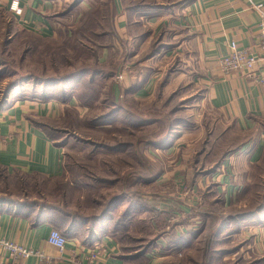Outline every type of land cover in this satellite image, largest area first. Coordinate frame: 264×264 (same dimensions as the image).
<instances>
[{"label":"crops","instance_id":"1","mask_svg":"<svg viewBox=\"0 0 264 264\" xmlns=\"http://www.w3.org/2000/svg\"><path fill=\"white\" fill-rule=\"evenodd\" d=\"M12 1L0 0V14L9 17L22 31L41 39L57 38V27L64 24L59 20L67 19L74 9L78 18L102 3V0H82L71 13H65L63 7L69 0H20L21 14H17L11 10ZM110 2L114 33L110 44L98 48L97 55L99 64L108 73L106 82L114 100L150 98L163 85L164 77H170L169 62L177 61L179 65L181 61L185 69L180 75L188 73L184 80L190 79L184 87L202 91V100L208 101L219 116L211 128L198 126L191 130L193 133L178 131L166 145L168 152L176 149L179 157L180 152L190 157L192 150L191 169L195 171L191 173L189 167L179 163V169L189 172L176 176L174 184L188 183V189H181L182 198L195 195L191 197L193 207L178 201V188L166 199L174 221L170 229L165 228V237L158 236L156 244L173 247L183 254L197 244V232L206 224L202 219L210 216L201 212L199 206L203 190L209 196L207 191L213 185L212 194L222 195L225 206L230 207L244 191L242 180L245 182L249 177L244 169L264 165V58L253 75L240 71L226 75L219 66V59L228 55L232 43L261 54L260 16L252 4H264V0H167L163 9L147 14L131 12L124 0ZM151 47L153 50L146 52ZM119 68L122 79L117 78ZM175 71L179 73V67ZM68 86L58 85L54 93L48 87L31 98H16L12 94L10 98L14 99L0 108V237L43 251L53 259L51 264H128L121 252L117 230L107 225L106 219L93 226L88 223L78 226L80 230L77 228L78 232L68 238L66 248L60 251L48 242L51 231L58 227L51 221L56 213L39 210L35 202L31 203V197L26 203L17 196L20 176H40L51 181L65 178L66 148L52 133L59 129V122L70 123V115L81 119L87 113L75 89ZM205 132L207 137L203 139ZM226 159L230 160L227 164ZM130 174L131 171L126 174L123 184H128ZM138 181L148 185V171L139 175ZM117 183L120 182L115 180ZM130 193L128 190L120 196L129 199ZM228 224H224L221 233L228 231ZM92 230L90 239L88 231ZM239 234L245 237L242 249L249 264H264V213ZM101 244L107 246L106 255L91 260L94 247ZM153 254L152 251L144 255L148 264H158L159 259ZM0 264L45 263L37 257L14 260L8 253L0 252Z\"/></svg>","mask_w":264,"mask_h":264},{"label":"rangeland","instance_id":"2","mask_svg":"<svg viewBox=\"0 0 264 264\" xmlns=\"http://www.w3.org/2000/svg\"><path fill=\"white\" fill-rule=\"evenodd\" d=\"M165 1L124 0L131 12L142 14L163 9ZM73 2L67 1L63 11L69 9ZM101 4L100 15L107 16V19H101L100 28L94 29L91 22L95 17L89 16L90 13L76 18L78 12L74 9L67 19L59 20L66 25L57 27L58 36L55 39H41L22 31L9 17L0 14V105H7L9 99H14L10 98L12 94L16 98H31L48 87L54 93L58 85H71L77 94H82L86 103L84 107L87 108L86 115L79 121L58 123L64 132L52 133L60 143H66L65 178L51 181L42 177L20 176L22 184L37 188L39 204L58 205L74 216L78 215L74 220L77 219L79 227L86 223L91 226L92 222L86 219L95 221L106 213L104 222L116 228L121 252L128 264H148V259L139 255L152 251L159 259L158 264H249L247 253L242 249L245 237L239 236V233L255 217L264 213V165L244 169L249 175L245 182L242 180L244 191L230 207L225 206L222 195L212 194L215 191L213 185L207 191L209 196L203 190L198 199L199 206L201 212H208L210 216L203 217L202 221L206 224L197 230L198 235L195 236L198 242L188 251L184 250L181 254L173 247L156 244L158 236L165 237V228L169 226L170 229L174 221L173 211L166 206V199L178 188V201L193 207L191 197L195 195L191 193L190 197L182 198L181 189H188V183L174 184L176 176L179 178L189 172L179 169V163L189 167L190 172L195 171L191 169L192 150L189 151L190 157L182 152L179 157L176 149L168 152L166 145L178 131L193 133L191 130L198 126L211 128L219 116L208 101L202 100V91L184 87L190 79L184 80L188 78V73L180 75L185 69L181 61L179 65L177 61L169 62L172 70L170 77L165 76L163 85L145 100L127 97L115 101L110 86L100 77L92 86L94 93L89 91L87 95L82 85L92 77L90 73L83 74L75 82H68L85 67L99 69L90 51L80 44L88 46L92 41L95 45L110 43L106 37L94 36L103 32L109 36L114 33L110 0H102ZM88 20L91 22L88 23ZM70 34L77 35L68 37ZM152 50L151 47L146 52ZM178 67L179 73L175 71ZM181 80L185 84H181ZM70 120L72 123V115ZM187 136L191 139V135ZM204 137H207L206 132ZM228 161L226 159L225 163ZM129 171L128 184H123ZM146 171L150 180L148 185L138 181L139 175H146ZM157 176H161L162 180L155 179ZM115 180L120 183L115 184ZM20 187L17 180V193ZM128 190L135 195L119 203L113 200ZM43 194L45 197L41 199ZM70 220L65 219L64 223ZM224 223H229L228 231L221 233ZM217 233L221 235L216 237L213 253L209 255L208 239Z\"/></svg>","mask_w":264,"mask_h":264},{"label":"trees","instance_id":"3","mask_svg":"<svg viewBox=\"0 0 264 264\" xmlns=\"http://www.w3.org/2000/svg\"><path fill=\"white\" fill-rule=\"evenodd\" d=\"M82 0H74V2L71 4V6H70V8L69 9H67V10H65V13L67 12V13H71L72 12V10L75 8V7H77L78 6V4L81 2ZM110 4H111V2H110ZM105 5H107V4H105ZM104 5V6H105ZM101 7H102V4H101ZM102 9V8H101ZM88 13H90V15L89 16H91V17H95V20H93L92 22L91 21H89L88 20V23H92L93 24V27H94V29H97V28H100L101 27V23H100V21H101V19L102 18H104V19H107V16L105 17V16H101L100 15V13H101V10H100V8L99 7H97V8H93L90 12H88ZM64 15V14H63ZM112 15H113V13H112ZM64 25H66L65 23H64ZM69 25H72V24H68V26ZM70 28V27H69ZM77 34H70V35H68V37H75ZM96 38H103V37H106V38H108L109 39V42L111 41L110 40V36L108 35V33L107 32H103V33H100V34H96V35H94ZM82 42V41H81ZM93 42V41H92ZM92 42H91V45H82V44H80L81 46H82V48H84V49H86V50H89L90 51V55H91V57L92 58H94V60H95V63L98 65V67H99V69H97V70H93L91 67H85L84 68V71H80V72H78L77 73V76H74V77H71L69 80H68V82H75V80H77L79 77H81L83 74L84 75H86V74H88V73H90V74H92V77H90L89 79H88V81H86L85 83H83V88H84V91H85V93L88 95L89 94V91H91V93H94L93 92V89H92V86L96 83V79L97 78H102V80H107V74L108 73H106V72H104V69L102 68V66L99 64V61H98V55H97V50H98V48H100V47H102V46H108L110 43H104V44H92ZM43 65H45V64H43ZM146 73H144V74H142V73H139V75H145ZM74 86H71V88H72V90H74V88H73ZM9 94V93H8ZM78 98H79V100H80V102H81V105H83L84 106V104H86L84 101H83V96H82V94H78ZM1 107H3V105H0V108ZM77 121H79V118H73V120H72V123L70 122V124H73V123H75V122H77ZM58 132H64V130H62L61 128H59L58 130H55V133L57 134ZM56 139V138H55ZM66 143H63V145H65ZM227 155H228V152H227ZM26 177H30V176H26ZM32 177H40V176H32ZM18 181H19V183L21 184V187H20V189L18 190V195L17 196H19V198H22V201L23 202H26V203H28V202H30V200H29V197H33L32 199H31V203H33V202H35V204H36V206L39 208V210H41V211H45V210H52L53 212H55L56 214H55V216H53L52 218H51V221H53L58 227H56L55 229H57V230H59L63 235H65L67 238H69V237H71V236H73L74 234H76L77 232H78V230H77V228L80 230V228L78 227L79 225H77L76 224V222H77V219L76 220H74L75 219V217L76 216H78V215H75L74 216V214L72 213V212H70V211H66V209H64V208H62V207H60V206H58V205H48V204H39L38 202H37V199H38V195H37V188L36 187H32V186H28L27 184H22V181H21V178H19V179H17ZM131 194V193H130ZM135 194H133L132 193V195H131V197H133ZM44 197H45V195L43 194V196L41 197V199H44ZM66 197H67V195H66ZM65 196L63 197V199H65L66 198ZM113 200H117L116 201V203L118 202H121V200H122V197H120V195L119 196H117V197H115ZM120 200V201H119ZM256 214V213H255ZM101 216V218H97L95 221H91V219H86L87 220V222H92L91 224V226H93V224L95 223V222H99V221H104V219H105V216H106V213H103L102 215H100ZM43 217V215L41 216V217H39V219H41ZM64 218V219H63ZM73 218V219H72ZM65 219H71L70 220V222L69 223H64V221H65ZM224 224H226V223H224ZM62 229V230H61ZM94 230H92V231H88V232H90V234H88V237L91 239V237H92V235H93V233H91V232H93ZM219 232V231H218ZM218 236H219V234L217 233L214 237H212V238H209L208 239V242H207V250H208V253H209V255H211L212 253H213V246H214V242H215V240H216V237L218 238ZM144 255L145 254H141V255H139L140 257H144ZM211 257V256H210Z\"/></svg>","mask_w":264,"mask_h":264},{"label":"built area","instance_id":"4","mask_svg":"<svg viewBox=\"0 0 264 264\" xmlns=\"http://www.w3.org/2000/svg\"><path fill=\"white\" fill-rule=\"evenodd\" d=\"M19 2L20 0H13L11 6V10L17 14H21ZM252 8L255 9L260 16L258 49L261 54L256 53L251 49H240L236 43H232L228 55L219 59L220 69L226 75L237 71L244 73L246 72L248 75H253L256 71L258 63L264 58L262 57V55H264V4H252ZM117 78L122 79V75L119 74ZM48 242L62 251L67 246L68 238L59 230L53 229L49 236ZM0 252L8 253L9 256L14 260H17L18 258L37 257L42 263L45 264H51L53 261L51 257L46 256L41 250L25 248L2 237H0ZM106 253L107 246L103 244L96 245L90 255V259H99V257L106 255Z\"/></svg>","mask_w":264,"mask_h":264},{"label":"water","instance_id":"5","mask_svg":"<svg viewBox=\"0 0 264 264\" xmlns=\"http://www.w3.org/2000/svg\"><path fill=\"white\" fill-rule=\"evenodd\" d=\"M120 70H121V69L119 68L118 73H117V76L120 74Z\"/></svg>","mask_w":264,"mask_h":264}]
</instances>
